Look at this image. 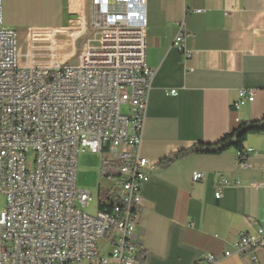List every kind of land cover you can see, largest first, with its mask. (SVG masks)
<instances>
[{"label": "built area", "instance_id": "1", "mask_svg": "<svg viewBox=\"0 0 264 264\" xmlns=\"http://www.w3.org/2000/svg\"><path fill=\"white\" fill-rule=\"evenodd\" d=\"M147 1L89 0L71 27L29 29L23 51L18 33L4 27L0 0V264H143L138 219L150 174L140 147L156 73L146 64ZM191 36L178 23L173 47L185 58ZM253 100V91H240L232 107ZM82 153L111 160L118 203L110 212L82 210L93 202L77 189ZM251 153H237L242 167ZM230 185L218 180L217 200ZM256 250L264 251V226L198 264L232 255L256 262Z\"/></svg>", "mask_w": 264, "mask_h": 264}, {"label": "crops", "instance_id": "2", "mask_svg": "<svg viewBox=\"0 0 264 264\" xmlns=\"http://www.w3.org/2000/svg\"><path fill=\"white\" fill-rule=\"evenodd\" d=\"M88 3L3 0L4 27L20 36L31 28L71 27ZM146 10V64L156 73L140 147L150 174L139 208L140 259L143 264H198L205 254L221 257L231 250L240 233L264 226V133L248 137L245 149L253 153L245 168L235 149L160 162L264 119V0H148ZM181 22L192 35L190 58L173 47ZM240 91H253L254 100L237 112L232 105ZM197 172L203 180L194 182ZM221 177L231 185L217 200ZM253 254L256 262L232 255L222 264H264L263 250Z\"/></svg>", "mask_w": 264, "mask_h": 264}, {"label": "trees", "instance_id": "3", "mask_svg": "<svg viewBox=\"0 0 264 264\" xmlns=\"http://www.w3.org/2000/svg\"><path fill=\"white\" fill-rule=\"evenodd\" d=\"M264 133V119L256 122L245 123L239 125L232 133L225 135L220 141L214 144H206V143H197L193 147L187 150L180 151L176 154H173L165 159H163L160 164L167 165L172 163L177 159L184 158L190 154H201V155H219L224 152H227L231 149H235L237 152H244L245 143L250 135H257ZM242 160V158H241ZM106 166V167H105ZM103 167L105 177L108 179L110 176L109 172V164L104 159ZM106 198L104 201H100L98 205V209L100 212H110L114 205L118 203L114 194L112 193V189L107 190Z\"/></svg>", "mask_w": 264, "mask_h": 264}, {"label": "rangeland", "instance_id": "4", "mask_svg": "<svg viewBox=\"0 0 264 264\" xmlns=\"http://www.w3.org/2000/svg\"><path fill=\"white\" fill-rule=\"evenodd\" d=\"M19 36V47L26 51V36ZM85 39V37H84ZM79 45V44H78ZM127 108L123 107V112H127ZM106 154H91L82 153L79 156V164L77 169V189L84 190L91 193L93 202L85 208H82L83 212L94 216L99 211L98 205L100 201H104L106 198L107 190L112 188V182L105 177L103 167ZM33 160V155L29 156V161ZM111 162V160H106ZM4 207V198L0 197V211Z\"/></svg>", "mask_w": 264, "mask_h": 264}]
</instances>
